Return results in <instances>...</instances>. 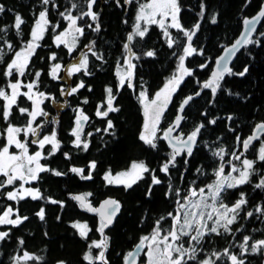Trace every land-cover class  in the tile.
<instances>
[{
  "label": "trees",
  "instance_id": "16d2710c",
  "mask_svg": "<svg viewBox=\"0 0 264 264\" xmlns=\"http://www.w3.org/2000/svg\"><path fill=\"white\" fill-rule=\"evenodd\" d=\"M73 2H78V0H55L56 7L48 6L49 19L53 24L62 20L59 12L65 11ZM181 2V22L184 27L191 29L195 23L201 24L192 43L198 50L202 49L204 54H193L186 57L185 66L192 69L194 75L185 77L173 95L165 112V118L161 122L162 128H166L175 119L180 104L187 96L200 91L202 82L210 78L217 56L241 31L244 17L254 15L264 0H251V3H248V0H181ZM0 3L6 9L4 13L0 14V28L9 29L6 33H0V37H3L0 39V46L4 48V61H10L14 52L20 50L30 39L31 29L34 26L36 16L42 10V5L40 0H0ZM101 3H103L102 6ZM201 3L205 5L203 19L198 15L201 11ZM9 9L11 11H8ZM81 10H86V7ZM93 10L100 12L101 15V31L99 33L86 29V35L80 38L76 50L69 54L68 49L63 45L59 48L56 47L53 42L54 37H51L52 33L56 34L66 28L68 22L63 20L55 32L50 27L45 33L44 39L39 41L41 46L36 49V54L31 58L29 68L33 75L20 78L24 83H28L34 79L36 71L41 72L39 90L52 97L45 100L42 105L50 118L48 116L38 118V122L48 121L44 123L41 136L50 134L55 129L57 138L61 142L60 150L54 156L48 157L47 160H42V163L47 164L52 169L66 172L67 175L56 177L50 172L41 173V179L31 183L32 186L41 190L45 197L41 200L26 198L18 203L9 201L5 193L12 186L0 189V212L11 205L14 209L18 208L21 215L29 217L19 227L0 225V231L11 229L10 238L0 242V264H12L10 258L17 254L21 248L44 257L42 261L29 262V264H56V261L61 259L66 260L68 264H88L87 261L83 260V255L91 240L101 239L100 233L96 231L99 227L100 217L97 213L82 209L79 202L72 200L71 196L76 194L91 192L92 196L88 197V200L95 205L109 195L116 197L121 202L120 214L113 225L105 229V234L110 237L109 248L106 253L110 264H123V256L134 247L139 237L151 231L157 218L167 216V213L175 208L174 201L165 198L163 195L167 190L168 178L163 173H159V167L171 149L166 142L160 141V147L153 150L138 139L144 123L143 105L138 100V94L141 90H145L147 94H152L176 72L180 53L187 41L186 37L177 30L174 31L175 38L179 39V44L169 48L162 30L156 25H150L149 33L143 40L140 38L133 40V51L141 56L140 60H135L137 65L133 79L135 88H128L125 85L119 89L115 103L120 107V111L109 114V118L113 120L116 126L115 135H111L112 130H109L108 133L103 131L107 125L106 120L97 117L95 112L97 106L106 100V87H113L114 94L117 92V62L122 63L123 57L126 55L123 44L127 42V35L132 30L137 3L134 0L131 5L117 7L115 0H98ZM15 14H20L25 20V24L21 26L22 35L20 36L11 27ZM76 14L77 11L74 10L73 15ZM212 15L216 16V24L211 23ZM125 19L128 20L127 24L123 22ZM85 21L91 23L87 17H85ZM80 23L83 24L84 21H80ZM260 32H264V21L252 39H256ZM259 39V46L255 44L245 46L238 53L231 66L234 71L238 72L247 65L250 68V74L245 77L225 76L224 81H222V90L217 93L216 101L213 104L209 103L211 100L210 90L205 89L200 96H196L185 107V120L181 122L184 133L190 132L195 124L206 122L216 116H220L222 119L218 120L216 125H207L206 129L202 130L198 148L194 150L193 157L188 158L190 170L184 173L183 182L179 180V176L183 171L182 161L184 157H178V160L181 161L179 169L172 170L174 185L187 189L193 180L199 187L212 183L216 178L213 170L219 164V159L214 157L212 152L220 146L225 147L229 152L235 150L239 153L243 151L242 146L236 142V136L239 135L241 139L247 138L252 134L254 126L264 121V37H259ZM4 40L13 44L12 51H9L4 45ZM92 40L96 41V50L103 53L104 61L97 60L89 53L88 71L91 75H85L81 71L71 76V82H68V78L63 79L66 75L65 67L70 66L75 58L79 56L81 58L83 53L88 52V49L83 46ZM148 50H154L156 55L154 57L142 55ZM174 52L176 55H173ZM52 53L57 56L55 61L50 60ZM55 63H60L62 67L58 74L59 78L54 80L49 72ZM204 63L208 64L207 68L200 67ZM5 67L6 64L0 62V87H6L8 80L14 79L3 76ZM81 81L84 82L85 88L72 95L64 96L61 94V89L65 92L69 87L70 91ZM225 88L240 95L229 96L223 91ZM85 99L88 100L87 104L83 103ZM4 103L0 99V109ZM18 103L22 107L31 108V102L24 97H21ZM59 103L62 105L61 108L57 107ZM76 109H83L90 117L84 130V138L89 141L87 151L76 148L73 144L74 137L70 134L75 126ZM206 111L209 115H202ZM228 115H233L235 119L232 122L227 121L225 118ZM11 119L17 126H23L28 118L20 115L18 109L14 108ZM4 127L6 124L0 118V130ZM229 127L234 128L235 131H230ZM96 129H101V131L97 132ZM89 132L93 135L87 136ZM23 138V133H21V139ZM28 139L31 140L33 137L29 136ZM204 141L208 142L207 147ZM260 142L250 146L241 159L255 160ZM3 143V137H0V146ZM37 149V145L29 144L30 152H35ZM50 150L51 145H46L44 155L47 156ZM64 153H68L70 158H66ZM229 159H231L230 156L225 157V161ZM93 160L97 162V168L92 173V180H82L77 174L69 171L71 167H82L87 174L88 165ZM139 160L147 162L150 168L156 169L157 174L164 180L162 185L154 186L152 197L149 198L145 195L151 182V177L147 174H145L144 180L128 190H125L122 185H108L104 181L103 176L109 168L113 172H118L129 167L133 161ZM232 162L237 166L240 164L239 161L233 160ZM201 166L205 172L203 175L195 171L197 167ZM256 167L259 169V173H264V162L257 160ZM229 171L230 166L226 164L225 173L227 174ZM259 179V174L254 175L250 184L228 190L224 202L234 203L239 199L240 192L243 191L249 200L246 210L254 211L257 205H264V189L254 188V184ZM47 198L63 201L64 207L61 208L59 204L48 202ZM41 207L45 208V221H40L35 215ZM58 216L60 217L59 220L57 219ZM241 216H244V212L241 213ZM257 216L259 214H254L253 217L239 220L237 224L232 226L233 229L241 228V231L234 232V240L230 236H216L214 234L206 238L204 242L205 252L200 253L198 259L212 250L222 252L230 244H239L244 235H249L254 240L264 239V217L257 219ZM76 221L88 224L91 229L88 240L80 238L77 230L71 227ZM168 223H165L164 226L167 227ZM45 232L48 233L47 236L44 235ZM19 239L25 241L23 246L18 245ZM232 250L239 251L238 247H234ZM98 251V249L93 250L94 254ZM246 260L250 261L251 264H264V256L261 255L248 256ZM217 264H229V262L223 258Z\"/></svg>",
  "mask_w": 264,
  "mask_h": 264
},
{
  "label": "snow or ice",
  "instance_id": "6c2138e0",
  "mask_svg": "<svg viewBox=\"0 0 264 264\" xmlns=\"http://www.w3.org/2000/svg\"><path fill=\"white\" fill-rule=\"evenodd\" d=\"M97 2L98 0H78V2L71 3L70 7L66 8L65 11L59 12V15L68 24L63 31L54 36L53 42L56 47L59 48L63 45L68 49V53L71 54L76 50L80 38L86 35V29H90L95 33L101 31L100 12L93 10ZM133 2L134 0H123V3H121V0H115V5L117 7H124L125 5L133 4ZM136 3L137 11L132 30L127 35V42L123 44L126 55L123 57L122 63L120 61L117 62V92L114 94L113 87H106V100L97 106L95 112L97 117L105 119L107 122L106 128L103 129L105 133L112 130L111 135H115L116 126L113 120L109 118V114L120 111V107L115 103L119 89L125 85L128 88H135L133 79L137 65L133 63V60L138 61L141 59V56L133 51V40L135 38L143 40L149 33L148 26L156 25L167 38L166 42L169 48L179 44V39L174 38L169 29H176L182 33L186 37L187 44L183 47V55L179 56L178 73H174L167 80L163 88L155 93L154 98L149 99L145 90H141L138 94V100L144 106L145 117L138 139L153 150H157L160 147V141L166 142L171 149L164 162L160 165L159 173H163L168 178L167 190L163 195L165 198L174 201L175 208L173 211L168 212L167 216L157 218L152 225L151 231L139 237L138 242L134 245V250L128 251L123 256V264H217L223 258H226L229 264H251L250 261L246 260V257L252 255L264 256V239L254 240L249 235H244L239 244H230L222 252L212 250L205 253L202 258L198 259V256H200V253L205 252L204 242L206 238L214 234L216 236H230L234 240V232L241 231V228L237 227L233 229L232 226L237 224L239 220L253 217L254 214H259L257 219L264 217V205H257L254 211L246 210L249 200L243 191L240 192L239 199L234 203L224 202L227 198L225 194L228 190L250 184L252 177L257 174L260 175V179L254 184V188L264 189V173H259V169L256 167L257 160L264 162V141H261V146L255 160L248 158L241 159L252 145V142L260 140L261 135H264V121L257 123L254 126L252 134L247 138L241 139L239 135L236 136V142L242 146L243 151L239 153L235 150L229 152L225 147L220 146L212 152V155L219 159V164L213 170V174L216 177L213 183L199 187L196 185L195 180H193L192 184L187 189H184L182 186L174 185L172 170L179 169L181 161L178 160V157H184L182 161L184 166L183 171L179 176V180L183 182L185 179L184 173L190 170L188 158L193 157L194 150L198 148V141L201 138L202 130L206 129L207 125H216L218 120L222 119V117L216 116L215 118L208 119L206 122L195 124L190 132L184 133L181 128V122L185 120V116L182 115L185 106L189 105V102L193 101L196 96H200L201 92L205 89L210 90L211 100L209 103L213 104L216 101L217 93L222 90V81H224L225 76L245 77L250 74V68L247 65L243 67L242 71L237 72L229 64L240 47L250 44L260 45L259 37H264V32H260L256 39H252L251 37L253 33L257 32V23L260 22L261 18H264V4L260 6L257 15L251 19L245 18L243 20L244 34L231 47L225 50L224 55L216 59L215 68L211 72L210 78L202 82L200 91H197L194 95L187 96L180 104L174 121L169 123L167 128H162L161 122L165 118V112L167 111L168 104L171 102V97L178 90L180 84L183 83L185 77L194 75V71L185 66V58L193 54H204L202 49L198 50L192 43L193 37L196 36L201 24L197 22L191 29L184 27L181 22V0H143V2L136 0ZM248 3H251V0H248ZM40 4L42 5V10L39 11L35 18L30 39L20 50L14 52V56L10 61H4V48L0 46V62L6 64L3 76L14 78L8 80L6 88L0 87V99L5 102L2 109H0V118L6 124V127L0 130V137L4 139L3 145L0 146V177L3 178L0 179V189L14 186L11 191H7L5 194L7 200L17 203L26 198H31L32 200L45 199L39 188L25 187V185L39 181L41 173L50 172L56 177L67 175L66 172L52 169L47 164L41 163V160H47L48 157L54 156L61 148V142L57 138L55 129L50 134L41 136L44 123L48 122H38L39 117L48 116V113L41 105L44 104L45 100L52 98L39 90L38 84L41 72L36 71L34 79L31 82L24 83L20 79L26 75H33L29 65L32 56L36 54V49L41 46L39 41L44 39L45 33L48 32L50 27L55 32L60 26L59 23L53 24L49 19L50 12L48 6L52 5L56 7L55 0H40ZM83 7H86V10H81ZM200 8L201 11L198 15L203 19L205 5L201 3ZM74 10L77 11L76 15H73ZM5 11V6L0 3V14ZM8 11L11 10L9 9ZM85 17L89 18L91 23L85 21ZM80 21H84V23L81 24ZM123 22L127 24L128 20L125 19ZM211 23H217L215 15H212ZM24 24L25 20L22 16L15 14L11 27L15 29L18 36L22 35L21 26ZM8 30L6 27L0 28V33H6ZM0 39H3V37H0ZM4 45H6L9 51L13 50V44L8 40H4ZM95 46V40L83 46L88 49V52L83 53L76 63H73L66 69L67 76L71 77L81 71L85 75H91L88 71L89 53L97 60L104 61L105 59L103 53L98 52ZM142 55L154 57L156 52L148 50L142 53ZM173 55H176V53L174 52ZM56 59V54L52 53L50 60L55 61ZM61 67L60 63H55L51 66L49 75L52 79L59 78L58 73ZM200 67L207 68L208 64H201ZM22 88L27 90L21 91ZM82 88H85L83 81L77 84L76 87H72L67 94L72 95ZM223 91L229 96L240 95L226 88ZM63 92L64 90L61 89V94ZM21 97L31 102V108L20 106L18 101ZM83 103L87 104L88 100L85 99ZM14 108L18 109L20 115L28 118L25 125L17 126L12 122L11 118L13 117ZM75 111L77 113L74 121L75 126L70 133L74 137L73 144L76 148H82L84 151H87L89 149V141L84 138L83 129L90 117L83 109H76ZM202 115L208 116L209 113L206 111ZM225 119L232 122L235 118L233 115H228ZM229 130L235 131L231 127H229ZM96 131L99 132L101 129H96ZM21 133H23V139H21ZM173 133L176 134L173 135ZM92 135L93 133L91 132L87 133V136ZM29 136L33 137V139L29 140ZM217 139L219 140L220 138L218 137ZM30 143L37 145L39 150L30 154ZM204 144L206 147L208 146L207 141H204ZM46 145H51V150L47 156L44 155ZM13 148L18 151H11ZM64 155L66 158H70L68 153H64ZM226 156H230L231 159L225 161ZM233 160L239 161V166L233 163ZM226 164L230 166V171L227 174H225ZM96 168L97 162L93 160L88 165L89 171L87 174H85V169L82 167H71L69 171L77 174L82 180H92V173ZM195 171L201 175L205 174L202 166L197 167ZM233 173H236V175H233ZM145 174L151 177L150 185L145 193L150 198L154 194V186L162 185L164 180L157 174L156 169L150 168L149 164L143 160L133 161L128 169L116 172L115 174L109 168L105 172L103 179L108 185H122L125 190H128L144 180ZM17 181L20 182L19 186H16ZM90 196H92L91 192L71 196L72 200L79 202V206L82 209L97 213L100 217L99 227L96 231L100 233L101 239L91 240L88 243L83 260L87 261L88 264H110L106 255L110 237L105 234V229L113 225L118 214L121 212L122 205L119 200L108 198L100 204L99 208H96L89 202L88 197ZM47 199L52 204H59L61 208L64 207L63 201L51 198ZM242 212H244V216H241ZM35 215L40 221H45V208L41 207ZM28 219L27 215H21L19 209H14L11 205L0 212V225H10L15 228L22 225ZM57 219L59 220L60 217L58 216ZM169 221L170 223H168ZM165 223H168L167 227L164 226ZM71 227L77 230L80 238L84 240L89 239L88 234L91 229L87 223L76 221ZM10 231L11 229L0 231V242H4L10 238ZM44 235L47 236L48 233L45 232ZM24 243L23 239L18 240L19 246H23ZM234 247H238L239 251H233ZM94 249H98L99 251L94 254ZM10 259L12 264H29V262L42 261L44 257L37 256L21 248ZM56 264H68V262L61 259L57 260Z\"/></svg>",
  "mask_w": 264,
  "mask_h": 264
},
{
  "label": "water",
  "instance_id": "95a60500",
  "mask_svg": "<svg viewBox=\"0 0 264 264\" xmlns=\"http://www.w3.org/2000/svg\"><path fill=\"white\" fill-rule=\"evenodd\" d=\"M263 4H264V2H263ZM259 10H260V9H259ZM259 10H258L254 15H251V16H245L244 19H245V18H249V19H251L252 17H254L255 15L258 14ZM244 19H243V20H244ZM263 21H264V18H261L260 22L257 23V25H256V27H257V31H258L259 28L261 27ZM255 33H256V32H255ZM255 33L252 34V37L255 35ZM243 34H244V25L242 26V29H241V31L239 32L238 36H237V37H236L231 43L227 44V45L223 48V50H222L221 53L217 56L216 59H218L221 55H224L225 50H226L227 48L231 47L232 44H234L235 41H236L237 39H240V37H241ZM252 37H251V38H252ZM244 48H245V47H240V48H239V51H237V52L235 53V56L232 57L231 62H230V64H229L230 67L232 66L233 62L235 61V59H236L238 53H239L240 51H242ZM77 58H80V56L77 57ZM216 59H215V61H216ZM68 67H69V65H67V66L65 67V73H66V75H67L66 69H67ZM214 68H215V63H214V66H213V70H214ZM67 78H68V82H71V77L67 76ZM68 91H69V87H68V89L65 90V92L63 93V95H64V96H67ZM61 106H62V105H59L58 108H61ZM185 107H186V106H185ZM184 112H185V110H184ZM182 115H184V113H182ZM173 121H174V120H173ZM167 127H168V126H167ZM167 127H166V128H167ZM85 129H86V123H85V125H84V129H83V131H84ZM175 134H176V133H173V135H175ZM262 136H263V135H261V137H262ZM255 141H256V140H255ZM255 141H253L252 144H253ZM76 195H80V194H76ZM108 198L116 199V197L109 195V196H107L106 198H104L103 200H101L97 205L93 204L91 201H89V202L92 204L93 207L99 208L100 204H101L104 200H106V199H108ZM119 214H120V213H119ZM119 214H118V215H119ZM132 250H134V247H133L130 251H132ZM141 255H142V254H141Z\"/></svg>",
  "mask_w": 264,
  "mask_h": 264
},
{
  "label": "rangeland",
  "instance_id": "374dc122",
  "mask_svg": "<svg viewBox=\"0 0 264 264\" xmlns=\"http://www.w3.org/2000/svg\"><path fill=\"white\" fill-rule=\"evenodd\" d=\"M68 24V23H67ZM148 27H150V26H148ZM174 31H176V29H169V32L172 34V36L175 38V34H174ZM162 33H163V31H162ZM164 36V35H163ZM164 38L166 39V41H167V38L164 36ZM186 44H187V41H186V43H185V45L184 46H186ZM195 47V46H194ZM180 55H183V51L180 53ZM78 59H80V58H75L72 62H71V64H70V66L73 64V63H76L77 61H78ZM186 59V58H185ZM133 63H135V60H133ZM136 64V63H135ZM69 66V67H70ZM175 73H178V67H177V70H176V72ZM59 74V73H58ZM64 78H66L67 79V76L65 75L64 77H63V79ZM167 82V81H166ZM165 82V83H166ZM164 83V84H165ZM164 84L162 85V86H160L159 88H157L152 94H147L148 95V97H149V99H152V98H154V96H155V93L156 92H158L160 89H162L163 88V86H164ZM6 88V87H5ZM27 89H25V88H22L21 89V91H26ZM8 91H10V90H8ZM47 95V94H46ZM174 95V94H173ZM173 97V96H172ZM172 97H171V100H172ZM54 104H55V102H54ZM59 105H61V103H59L58 105H57V107L59 106ZM168 106H169V104H168ZM41 107H42V105H41ZM62 107V106H61ZM143 109H144V106H143ZM167 109H168V107H167ZM48 118H50V116H49V114H48ZM144 119H145V117H144ZM262 141H264V140H262ZM260 146H261V142H260ZM260 148V147H259ZM37 150H39V149H37ZM36 150V151H37ZM11 151H18L17 149H11ZM30 152V151H29ZM31 153H34V152H30V154ZM249 159V158H248ZM41 163H42V160H41ZM43 164V163H42ZM130 167V166H129ZM129 167H127V168H125V169H123V170H121V171H124V170H126V169H128ZM117 171H115V172H113V174H115ZM118 172H120V171H118ZM226 174V173H225ZM233 175H236V173H233ZM0 179H3L2 177H0ZM216 179V178H215ZM215 181V180H214ZM213 181V182H214ZM212 182V183H213ZM19 184H20V182L19 181H17V184H16V186H19ZM211 184V183H210ZM33 187V188H37V187H35V186H32L31 184L30 185H25V187ZM13 187L14 186H12V188L10 189V190H7V191H11L12 189H13ZM6 191V192H7ZM13 218H15L14 216H13ZM187 246V245H186Z\"/></svg>",
  "mask_w": 264,
  "mask_h": 264
},
{
  "label": "flooded vegetation",
  "instance_id": "af4514ba",
  "mask_svg": "<svg viewBox=\"0 0 264 264\" xmlns=\"http://www.w3.org/2000/svg\"><path fill=\"white\" fill-rule=\"evenodd\" d=\"M102 4H103V3H101V6H102ZM101 6H100V7H101ZM62 21H63V19H62V20H58L56 23H59V25H60V23H61ZM66 27H67V26H66ZM64 29H65V28H64ZM64 29H63V30H64ZM63 30H61V31H63ZM61 31H59V32H61ZM59 32H58V33H59ZM58 33H56V34H58ZM56 34H53V33H52V34H51V37H54ZM169 104H170V103H169ZM263 139H264V135H263L262 137H260V140H256L253 144H255V143L257 144L258 142L262 141ZM253 144H252V145H253ZM252 145H251V146H252ZM248 150H249V149H248ZM245 153H246V152H245Z\"/></svg>",
  "mask_w": 264,
  "mask_h": 264
}]
</instances>
